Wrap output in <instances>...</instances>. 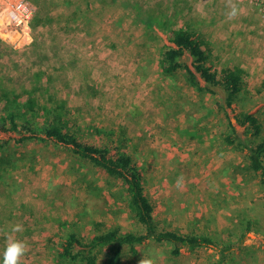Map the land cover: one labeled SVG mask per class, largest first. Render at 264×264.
<instances>
[{
	"label": "rangeland",
	"instance_id": "rangeland-1",
	"mask_svg": "<svg viewBox=\"0 0 264 264\" xmlns=\"http://www.w3.org/2000/svg\"><path fill=\"white\" fill-rule=\"evenodd\" d=\"M26 1L28 43L16 47L0 38V88L43 105L51 97L64 101L81 134L127 151L143 173L159 229L236 243L250 219L243 251L225 264H264V185L253 172L236 176L244 153L224 141L228 122L244 138L237 122L243 113L264 131V6L254 0ZM233 7L236 15L229 16ZM183 26L206 44L211 69L240 72L244 100L226 115L182 70L169 79L159 69L168 33ZM21 150L26 156L0 172V249L23 240L19 264H58V228L65 220L77 222L85 237L95 223L132 228L121 187L102 171L60 148L29 142ZM15 224L22 227L13 232ZM142 257L154 264L216 260L211 250L173 257L167 245L151 243L123 264Z\"/></svg>",
	"mask_w": 264,
	"mask_h": 264
},
{
	"label": "trees",
	"instance_id": "trees-1",
	"mask_svg": "<svg viewBox=\"0 0 264 264\" xmlns=\"http://www.w3.org/2000/svg\"><path fill=\"white\" fill-rule=\"evenodd\" d=\"M167 41L157 58L159 69L167 78L174 79L182 70V76L197 92L215 96V108L225 115L227 108L244 100L240 97L244 87L240 72L230 68L211 69L207 65L208 48L193 32L184 26L172 29ZM185 57L191 59L190 65L184 61ZM70 115L64 101L51 97L43 105L27 94L0 88V172L26 156V151L20 149L29 142L44 144L60 148L68 158L84 167L89 165L102 171L107 179L118 183L125 196L132 225L129 230L95 223L92 226L96 230L85 237L78 230L77 222L59 223L58 264H99L101 254L103 264H123L126 255L138 259L151 243L167 245L173 257H178L182 250H211L216 260L210 264H225L234 258L236 250L243 251L242 245L252 230L250 219L245 220L244 229L237 233L236 243L216 242L203 233L159 229L153 217L154 207L145 193L143 173L132 156L120 148H112V152L109 145L81 134ZM237 122L244 128V138L231 122L224 136L226 144L244 153L243 164L237 169L240 175L236 176L253 172L264 185L263 126L248 113L240 114Z\"/></svg>",
	"mask_w": 264,
	"mask_h": 264
},
{
	"label": "built area",
	"instance_id": "built-area-1",
	"mask_svg": "<svg viewBox=\"0 0 264 264\" xmlns=\"http://www.w3.org/2000/svg\"><path fill=\"white\" fill-rule=\"evenodd\" d=\"M264 6V0H254ZM32 11L26 0H0V38L12 46L26 44ZM28 43V42H27Z\"/></svg>",
	"mask_w": 264,
	"mask_h": 264
},
{
	"label": "clouds",
	"instance_id": "clouds-1",
	"mask_svg": "<svg viewBox=\"0 0 264 264\" xmlns=\"http://www.w3.org/2000/svg\"><path fill=\"white\" fill-rule=\"evenodd\" d=\"M236 8L233 7L229 16L236 15ZM20 224L13 225L12 231L16 232L21 229ZM26 244L21 239H12L6 242L5 246L0 249V264H19L21 257L25 254ZM139 264H154L151 257H142Z\"/></svg>",
	"mask_w": 264,
	"mask_h": 264
},
{
	"label": "crops",
	"instance_id": "crops-1",
	"mask_svg": "<svg viewBox=\"0 0 264 264\" xmlns=\"http://www.w3.org/2000/svg\"><path fill=\"white\" fill-rule=\"evenodd\" d=\"M236 162V161H235Z\"/></svg>",
	"mask_w": 264,
	"mask_h": 264
}]
</instances>
